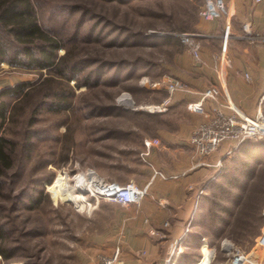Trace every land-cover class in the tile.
<instances>
[{
	"label": "rangeland",
	"instance_id": "obj_1",
	"mask_svg": "<svg viewBox=\"0 0 264 264\" xmlns=\"http://www.w3.org/2000/svg\"><path fill=\"white\" fill-rule=\"evenodd\" d=\"M33 1L43 25L65 43L59 56L69 51L71 62H80V73L42 88L48 70L0 62L1 90L27 82L33 92L29 98L0 95V101L17 110L5 123L0 119V134L12 139L14 147L0 221L8 230L3 245L15 253L9 260L0 255V264H79L82 250L94 233L111 224L115 212L109 204L113 201L104 199L95 208L85 207L84 194L70 186L64 173L73 177L91 167L108 180L146 186L140 182L152 168L148 154L163 145L159 129L183 122L185 109L173 105L172 96L185 86L171 92L169 84L183 71L186 56L197 60L180 34L198 33L201 48L206 40L199 28L205 0ZM7 41L10 56L16 43ZM58 92H65L69 109L49 108ZM166 100L165 110L150 109ZM155 138L159 143L148 148L146 141ZM246 142L263 143L259 159L241 153L238 146L205 185L184 245L195 264H228L220 246L225 238L264 256L256 247L264 228V138ZM250 168L253 173L248 174ZM102 203L109 205L101 208ZM213 212L226 222L218 223Z\"/></svg>",
	"mask_w": 264,
	"mask_h": 264
},
{
	"label": "crops",
	"instance_id": "obj_2",
	"mask_svg": "<svg viewBox=\"0 0 264 264\" xmlns=\"http://www.w3.org/2000/svg\"><path fill=\"white\" fill-rule=\"evenodd\" d=\"M220 17L201 16L200 30L205 33L201 59H183L182 80L185 89L172 96L173 105H182L184 118L179 125L160 128L157 145L148 154L151 169L141 185H149L139 206L127 207L111 202L114 218L82 250L81 263L98 264L101 254L112 255L117 246L126 264H166L177 256V264H195L185 253L189 226L203 193L200 189L217 173L215 165L223 161L233 142H223L201 163L189 142L198 124L219 107L217 100L204 96L211 85L222 90L221 103L227 112L238 109L249 115L264 114V0H226ZM251 24L258 35L245 37L243 25ZM186 55V54H185ZM188 109V110H187ZM181 111V110H177ZM155 170L167 174L184 173L178 178L155 176ZM106 203V202H105ZM101 204V208L106 205ZM181 242V243H180Z\"/></svg>",
	"mask_w": 264,
	"mask_h": 264
},
{
	"label": "built area",
	"instance_id": "obj_3",
	"mask_svg": "<svg viewBox=\"0 0 264 264\" xmlns=\"http://www.w3.org/2000/svg\"><path fill=\"white\" fill-rule=\"evenodd\" d=\"M260 1V0H257ZM226 0H205L201 16L214 18L220 17L223 10L226 9ZM245 33L249 38L254 39L258 35L251 31V24L245 23L243 25ZM182 40L190 47V51L194 54L197 60L201 59L200 44L196 41L198 33H181ZM184 83L178 79H171L169 90L174 92L177 89L184 88ZM1 91V89H0ZM204 96L217 100L219 107L215 112L202 120L198 126L193 130L189 142L195 148L196 154L201 163H207L206 158L213 154L220 145L225 141L233 142L234 146L227 152L230 154L234 149L240 146L243 142L249 139H263L264 138V114L249 115L234 109L232 112L225 110V105L221 103L222 90L216 86L211 85L204 91ZM167 101L161 105L152 106L151 110L163 111L167 108ZM159 139H151L146 141V146L151 148L157 145ZM222 161H218L215 165L220 167ZM68 176L70 186L76 191H81L87 198L88 204L85 207L95 208L100 200H109L121 205L132 207L139 206L148 193L149 185L142 187L138 183L131 181L127 183H120L117 181L108 180L101 176L94 168L87 167L77 170L73 177H70L68 172L64 173ZM184 173L167 174L161 170H155V176H161L165 179L178 178ZM205 186L200 189L199 196L204 192ZM205 239V238H204ZM181 243V242H180ZM210 246L207 241L204 242ZM177 249V256L171 258L166 264H177L178 254L181 252V244ZM221 250L228 255V264H264V256L261 254L253 255L248 253L234 244L230 239L225 238L221 242ZM256 247L264 252V228L256 238ZM213 257L216 255V247L212 246ZM98 264H126L121 258V248L116 247L112 255L101 254L99 256Z\"/></svg>",
	"mask_w": 264,
	"mask_h": 264
},
{
	"label": "trees",
	"instance_id": "obj_4",
	"mask_svg": "<svg viewBox=\"0 0 264 264\" xmlns=\"http://www.w3.org/2000/svg\"><path fill=\"white\" fill-rule=\"evenodd\" d=\"M8 38L16 43L14 53L10 56H8L7 49ZM63 47H65V43L62 37L45 27L41 22L37 5L33 0H0V62L7 61L13 66L36 67L41 72L48 70L49 74L43 79L42 88H49L55 79L64 77L70 81L77 78L78 73H80V62H71L69 51L59 56L58 51ZM77 85H81V82L78 81ZM32 93V89L29 88L27 82H20L5 86L0 95L29 98ZM47 93H50V90ZM55 96L57 100L50 104V109L63 110L72 106L71 102L64 101L65 92H58ZM16 111V109H10V103L7 100H1V123L3 124L7 119L13 117ZM246 141L240 145L239 150L248 157L258 160L261 154L259 149L263 146V143ZM247 165L249 166V164ZM13 166V141L9 137L0 134V198L5 194V177H7ZM250 173H253L251 168L248 171V174ZM225 195L230 197L232 192L228 190ZM222 211L225 213L231 212L228 207H223ZM213 216L217 218L218 223L226 222V218H221L215 212H213ZM7 234L6 224L0 221V255L4 260L12 259L15 256L11 248L3 245L7 239Z\"/></svg>",
	"mask_w": 264,
	"mask_h": 264
},
{
	"label": "bare ground",
	"instance_id": "obj_5",
	"mask_svg": "<svg viewBox=\"0 0 264 264\" xmlns=\"http://www.w3.org/2000/svg\"><path fill=\"white\" fill-rule=\"evenodd\" d=\"M124 100L123 101H126V102H129V100L128 99H130L129 98V95H124ZM127 99V100H126ZM64 179H66L67 178V180H68V183H69V178L67 177V175H65L64 177H63ZM74 190H75V188H74ZM80 193V192H79ZM84 199H86L85 200V202L88 204V201H87V198L84 196ZM87 204L85 205V206H87Z\"/></svg>",
	"mask_w": 264,
	"mask_h": 264
}]
</instances>
